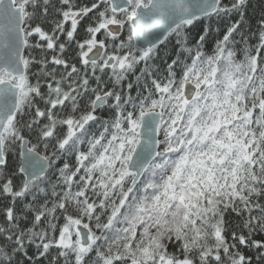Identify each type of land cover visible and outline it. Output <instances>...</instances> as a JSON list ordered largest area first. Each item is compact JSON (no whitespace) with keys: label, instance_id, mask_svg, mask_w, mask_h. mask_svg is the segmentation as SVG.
Segmentation results:
<instances>
[{"label":"snow or ice","instance_id":"obj_1","mask_svg":"<svg viewBox=\"0 0 264 264\" xmlns=\"http://www.w3.org/2000/svg\"><path fill=\"white\" fill-rule=\"evenodd\" d=\"M251 8L0 0V264H264Z\"/></svg>","mask_w":264,"mask_h":264},{"label":"trees","instance_id":"obj_2","mask_svg":"<svg viewBox=\"0 0 264 264\" xmlns=\"http://www.w3.org/2000/svg\"><path fill=\"white\" fill-rule=\"evenodd\" d=\"M259 0H252V8L249 11L250 23L255 24L256 17L259 16ZM249 255H254V253H248Z\"/></svg>","mask_w":264,"mask_h":264}]
</instances>
